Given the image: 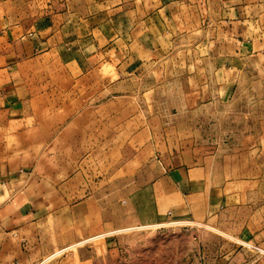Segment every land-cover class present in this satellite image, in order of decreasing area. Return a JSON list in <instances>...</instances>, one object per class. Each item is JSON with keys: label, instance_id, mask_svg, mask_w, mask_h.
Here are the masks:
<instances>
[{"label": "crops", "instance_id": "crops-1", "mask_svg": "<svg viewBox=\"0 0 264 264\" xmlns=\"http://www.w3.org/2000/svg\"><path fill=\"white\" fill-rule=\"evenodd\" d=\"M261 3L0 0V264H11V256L19 264L24 257L29 262L22 241L29 234L33 238L44 218L103 217L100 202L105 200L117 202L112 225L125 211L128 225L137 226L190 210V200L201 195L195 192L201 170L144 161L151 140H146L148 126L137 131L135 111L113 110L120 101L134 99L89 97L88 90L123 85L143 58L163 54L172 45V25L181 10L219 9L224 25L242 27L247 11L262 8ZM103 66L111 67L110 76L117 79L101 76L92 85L89 76L100 75ZM13 121L19 125L9 131ZM41 121L46 122L42 127ZM110 121L116 124L108 128ZM105 153L117 154L106 172ZM222 197V211L232 209V196ZM89 208L95 213L89 214ZM14 236L19 245L9 248ZM235 239L264 246V229L243 228ZM118 244L114 239L106 247H117L111 253H118ZM250 260L241 258L239 264L263 263L259 257ZM234 262V252H227L217 264Z\"/></svg>", "mask_w": 264, "mask_h": 264}, {"label": "rangeland", "instance_id": "rangeland-1", "mask_svg": "<svg viewBox=\"0 0 264 264\" xmlns=\"http://www.w3.org/2000/svg\"><path fill=\"white\" fill-rule=\"evenodd\" d=\"M261 5L247 11L242 27L224 25L219 9L181 10L172 25V45L163 54L143 58L133 76L121 73L123 85L88 90L89 97L134 99L120 101L113 110L135 111L137 131L148 126L146 140H151L144 161L170 167L183 163L201 170L203 179L195 187L201 195L190 200L191 209L176 218L169 214L159 223L137 226L128 225L127 211L112 225L117 202L111 200L100 202L103 217L50 216L39 222L33 238L29 234V240L22 241L29 262L24 257L21 264H217L227 252H234V264L246 257L251 262L259 257L264 264V246L235 239L243 228L264 229ZM100 72L89 76L92 85L102 81L101 76L117 79L110 76L109 66ZM16 124L13 121L9 131H15ZM107 124L110 128L116 122ZM116 155L104 154L105 172ZM225 193L232 196V209L223 212ZM88 212L94 214L95 209ZM114 239L118 253H111L117 247H106ZM16 243L19 238L14 236L9 248ZM11 264H19V258L11 256Z\"/></svg>", "mask_w": 264, "mask_h": 264}]
</instances>
